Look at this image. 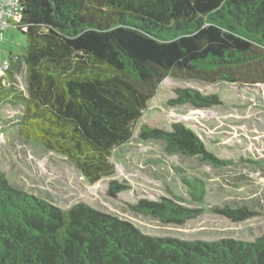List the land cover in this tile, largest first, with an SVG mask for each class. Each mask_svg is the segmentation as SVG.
I'll use <instances>...</instances> for the list:
<instances>
[{"label": "trees", "instance_id": "trees-1", "mask_svg": "<svg viewBox=\"0 0 264 264\" xmlns=\"http://www.w3.org/2000/svg\"><path fill=\"white\" fill-rule=\"evenodd\" d=\"M23 6L16 29L26 39L27 94L10 85L0 88V100L23 104L15 123L20 137L68 156L91 183L115 173L111 157L132 139L166 78L264 84V0H23ZM6 56L12 66L20 57ZM175 101L202 108L218 96L187 88ZM141 136L164 141L171 154L229 163L182 122ZM184 180L193 198H204V182ZM124 188L114 182L110 192ZM131 208L176 225L198 214L169 198L141 199ZM218 211L233 220L251 214ZM0 264H264V235L153 236L86 203L64 210L12 186L0 171Z\"/></svg>", "mask_w": 264, "mask_h": 264}, {"label": "rangeland", "instance_id": "rangeland-1", "mask_svg": "<svg viewBox=\"0 0 264 264\" xmlns=\"http://www.w3.org/2000/svg\"><path fill=\"white\" fill-rule=\"evenodd\" d=\"M25 47L26 39L17 29L7 31L6 42L0 45L4 55L12 52L20 56L7 78L23 95L28 87ZM187 88L217 95L218 102L202 108L177 103L178 90ZM23 109L15 97L0 100V171L12 186L64 210L86 203L128 220L153 236L188 241H255L264 235V84H207L166 78L135 125L132 139L111 157L115 173L96 183L89 182L68 156L20 137L15 123ZM178 122L194 130L207 150L228 161V165L216 167L198 157L171 154L164 141L141 136L144 129L171 130ZM185 178L205 183L203 199L193 198ZM114 182L125 186L116 196L110 192ZM162 198L197 210V217L181 225L165 224L131 208L141 199ZM226 206L244 212L246 209L251 214L233 220L218 211Z\"/></svg>", "mask_w": 264, "mask_h": 264}, {"label": "built area", "instance_id": "built-area-1", "mask_svg": "<svg viewBox=\"0 0 264 264\" xmlns=\"http://www.w3.org/2000/svg\"><path fill=\"white\" fill-rule=\"evenodd\" d=\"M23 0H0V42L6 41V32L16 29L23 17ZM12 62L0 49V88L11 85L7 78Z\"/></svg>", "mask_w": 264, "mask_h": 264}, {"label": "crops", "instance_id": "crops-1", "mask_svg": "<svg viewBox=\"0 0 264 264\" xmlns=\"http://www.w3.org/2000/svg\"><path fill=\"white\" fill-rule=\"evenodd\" d=\"M13 64H15V63H13Z\"/></svg>", "mask_w": 264, "mask_h": 264}]
</instances>
